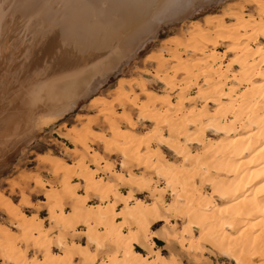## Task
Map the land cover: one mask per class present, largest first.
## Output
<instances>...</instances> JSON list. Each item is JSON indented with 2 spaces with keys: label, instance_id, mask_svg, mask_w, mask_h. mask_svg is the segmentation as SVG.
Returning <instances> with one entry per match:
<instances>
[{
  "label": "bare ground",
  "instance_id": "obj_1",
  "mask_svg": "<svg viewBox=\"0 0 264 264\" xmlns=\"http://www.w3.org/2000/svg\"><path fill=\"white\" fill-rule=\"evenodd\" d=\"M216 1H61L62 21L53 24L50 14L41 17L48 21L43 33L47 45L55 37L67 45V52H82L85 58L79 56L73 67H61L58 75L40 81L36 91L42 93L30 96L26 105L44 97L45 104H53L50 118L71 110L94 89L98 77L103 82L128 63L162 25L189 18L196 8ZM249 4L254 7L251 14L237 7L205 19L203 25L192 22L185 43L174 39L168 57L151 60L156 69L143 75L160 82L162 94L142 81H120L111 101L92 99L98 109L94 121L63 136L73 146V163L41 157L55 184L47 186L38 179L33 183L44 191V202L36 208L25 203L36 211L32 217L0 194V210L16 229L0 228V252L6 262L178 264L172 252L165 256V249L158 248L164 242L169 252L176 248L194 264H202L208 250L233 264H264V0ZM61 51L51 56L52 70L60 65L55 63ZM89 56L92 59H86ZM51 61L44 56L39 64L42 68ZM39 69L35 67L37 73ZM66 99L56 110L54 103ZM146 124L149 130L139 132ZM98 125L108 137L93 134ZM95 143L101 145L102 155L94 150ZM110 157L116 161L109 163ZM42 210L50 229L39 218ZM28 249L41 259L28 261Z\"/></svg>",
  "mask_w": 264,
  "mask_h": 264
},
{
  "label": "rangeland",
  "instance_id": "obj_2",
  "mask_svg": "<svg viewBox=\"0 0 264 264\" xmlns=\"http://www.w3.org/2000/svg\"><path fill=\"white\" fill-rule=\"evenodd\" d=\"M61 1L65 2V0H0V80H1L0 82V127H1L0 128V194L4 198L9 199L11 203L14 204L15 207L17 206V208H19L20 212L26 214L29 217H32L36 213V211L27 208L25 206V203L28 201L30 204H32L34 208H36L39 205H41V202H44L43 199L44 191L43 192L42 190L39 191L38 188L35 189L33 183H35V181L38 179L47 186L48 185L51 186L55 184V178L50 173L48 165L44 164L40 160L41 157L49 156V157L61 159L66 164L73 163L74 160L71 152L73 146L67 140H65L63 136H65V134L69 132V129L71 130L76 129L75 131L77 130L81 131V129L84 128V126L87 123L94 121L95 117L97 116L98 109L94 108L91 105L90 102L92 99L101 98L107 101H111L113 99V95L115 92L114 90L118 88L117 86L120 81L121 82L123 81V83L125 81L126 82L128 81L127 83L129 84L130 82L142 81L146 86L149 87L151 91L162 94L161 90L163 89V85L157 80H155L152 76L143 75V72L145 71L152 72L154 71V69H156L157 63L151 60L157 58L159 55L162 57H168L169 51L172 50V47L174 48L173 45L174 39L176 40L175 43L177 41L180 43H185L187 41L186 38H188V35L191 33L192 22H198L203 25L205 19L211 18L213 16L222 17L225 13L232 11L234 8L236 9L237 7L244 8V10L250 14L254 10V7L249 4L250 0H217L216 2L205 3L204 5L196 8V10L192 12L189 18L176 21L169 25H162L158 29L156 35L150 38L149 40H147L143 44L141 49L137 50L136 55L128 63L122 65L118 71L108 76L106 80L103 82H101V77H98L97 79L99 82L97 81V79L95 80L94 89H92V91L88 95H85L84 97L80 98L74 108L62 114H55L54 117L50 118V116H53V115L49 116V114H51L50 112L54 110L53 104H45L46 99H44V97H40L38 100L42 99L44 101L40 100L39 103L37 102L36 105H32L30 103L29 104L27 103L26 105L25 103L26 100H29L30 96L32 98L33 95L36 94L38 95V97L40 96L42 90L41 91L38 90L39 91L38 92L36 91V89L38 85L44 83L42 81H45L48 77L50 79L53 76L58 75L57 73L59 71H62L64 67L66 68L68 67L70 68V66L73 67L75 65L74 63L75 61L76 62L80 61L81 60L80 58L84 57L82 56L83 55L82 52L80 53L74 51L67 52L68 51V49H66L67 45L62 44L61 42L57 43V41L60 40H58L55 37L52 43H49L48 44L49 46L47 45V39H48L46 38L47 34L45 35L43 34L46 33V31L48 30L47 22L50 20L49 23L52 21L53 24L58 23L57 21L61 20L62 17L64 16L63 14H65V12H62L65 10L61 9V8H65L64 3ZM204 1L208 2V0H204ZM61 4L63 6H61ZM46 7L48 10H46ZM40 8L44 9L43 10L44 12ZM49 11H51V13H54L55 17L54 14H51ZM37 12L38 13L43 12V13L38 14ZM56 14L58 15V17H56L57 16ZM59 14L62 15V17L61 16L59 17ZM36 15L40 16L39 18L40 20L37 19L39 16L37 17ZM44 15H46L45 16L46 18L49 17L48 21H46L47 19L41 21L42 19L41 17L45 18ZM28 16L31 20V24L29 22ZM35 17L37 20L34 19ZM54 19L56 20L54 21ZM226 21L229 22L228 20ZM38 24L39 26H37ZM43 24L46 25L47 29ZM42 25L45 29L42 27ZM41 27L43 29H41ZM39 29L40 31L38 33ZM34 32L38 34L34 35ZM38 37H40V40H37L36 42L35 40L38 39ZM42 38L44 39L42 40ZM168 38H173V39L172 40L170 39L171 40V42H169L170 44L169 43L164 44V42L162 41H165V39L168 40ZM39 41L41 42L39 43ZM35 43L37 44L39 43V45L36 44L35 46ZM32 46L33 48H31ZM38 46L39 47L41 46L42 48H39ZM46 46L47 48L49 47L50 48L44 50L46 49ZM58 46L59 48H62L61 49L62 51L58 48ZM223 46H221L220 50L224 48ZM34 47H36L37 49L36 48L34 49ZM30 48L31 50L32 49L34 50H32L31 52ZM168 48L171 49L169 50ZM27 51L30 52L28 53ZM37 51H41L42 54H40V52L38 53ZM54 51L56 53L61 51L60 54L58 53L59 57L57 55L56 63H55L57 65L60 63V65H58L54 70H52L54 68L52 65L54 64L53 61L51 60L53 59L52 57H54V55L56 54L54 53ZM23 53L24 56L26 55V59L22 55ZM62 53H64V56L62 55ZM71 53L76 56L72 55ZM69 55H72V57ZM44 56L45 59L47 58L48 61H51L50 62L51 67L49 66V63L46 64L48 66L46 67V70L49 72H47L44 69L46 65H42L41 68L42 63L39 64L41 60L44 59ZM67 56H69V58ZM79 56L81 57L79 58ZM28 57H30V59ZM22 58L25 60H23ZM37 58L39 59V61ZM230 58L231 56L226 58L225 61L229 62ZM65 59L71 63L68 62L66 64L65 62L67 61ZM86 59H92V57L89 56L88 58L86 57ZM72 60H74L73 63ZM11 61L13 64L11 63ZM24 61H26V63H24ZM33 61L34 62L37 61L35 65ZM4 62L8 63L7 64L8 66L5 65L6 63ZM18 64L21 66L25 64L27 67L25 66L19 67ZM38 65H40L39 73H37L38 71L35 70V67ZM23 68H27V69H25L24 71ZM4 69H6L7 71H5ZM26 70L28 72H26ZM42 70H44L45 72ZM68 71L69 70H66L65 72ZM22 72H26V74ZM27 73L32 77H30ZM36 77L38 80L36 79ZM29 80H31V82H28ZM126 82L125 85L127 84ZM24 90L27 91L28 93L23 92ZM20 93L21 96L27 95V97L29 98L22 97L23 98L22 100L21 96L19 95ZM25 93L26 95H24ZM15 94H17L18 97L21 99H17ZM14 95L16 98L14 97ZM13 97L14 99H12ZM8 100L12 102H14L15 100L14 102L15 105L14 103L9 102ZM66 101L68 100L66 99L58 103L55 102L54 105L57 107L56 110H59L60 104L63 106L64 102ZM17 102L19 103L17 104ZM30 105H32V107ZM23 106H26V109H24L25 107L23 108ZM31 111L33 112L32 114ZM133 117L134 119H136L137 115L134 114ZM149 128L150 125L146 124L144 128L140 127L141 130L139 132L144 133L148 131ZM93 130L95 131L93 134L96 136H106V137L109 136V134L106 132V129L101 128V125H98V128ZM93 148L94 150H96V152L102 155V147L99 143L98 144L95 143L93 145ZM115 161H116L115 157H110L108 162L112 163ZM90 169L95 171L92 168ZM14 184H16V186ZM22 193L23 195H21ZM91 200H96V199H94V197H91ZM94 202L96 203V201ZM0 211H1L0 228H7L15 232L16 230L14 229L15 223L4 211L2 210ZM39 218L44 220L45 228L50 229V225L45 220L46 218L45 211L42 210L39 213ZM9 219L12 221V223L10 222ZM159 227L160 225H158L157 228L153 229V231L156 232V234H159L157 232L159 230ZM195 234L197 235V233ZM76 237L77 236H74V238ZM81 243L84 244V240H82ZM19 248L21 252H24L26 250V248L23 245L22 246L20 245ZM158 248L165 249V251L162 252L163 255L165 256H168L172 252L173 258L179 261L177 262L178 264H194L193 262L194 260L193 261L190 260V258L185 254L178 253L176 248L169 252V249L165 247L164 242H161L158 245ZM55 253H57V251H55ZM2 256L4 255L2 254V252H0V264H10L6 262V259L5 258L3 259ZM35 256H36V252L32 249L31 250L28 249L26 253V259L28 261L41 259L40 256L39 257L38 256L35 257ZM101 257L102 260L105 259L104 254H101ZM75 264L78 263L75 262ZM202 264H233V263H231L226 259H220L218 256H215L212 251L208 250V254L206 255V260H204ZM257 264L260 263L257 262Z\"/></svg>",
  "mask_w": 264,
  "mask_h": 264
},
{
  "label": "crops",
  "instance_id": "obj_3",
  "mask_svg": "<svg viewBox=\"0 0 264 264\" xmlns=\"http://www.w3.org/2000/svg\"><path fill=\"white\" fill-rule=\"evenodd\" d=\"M160 244V243H159ZM184 260V259H183ZM177 262H179V261H177Z\"/></svg>",
  "mask_w": 264,
  "mask_h": 264
}]
</instances>
